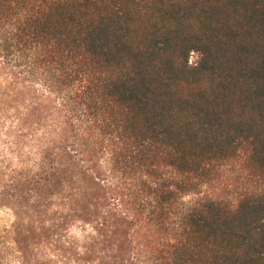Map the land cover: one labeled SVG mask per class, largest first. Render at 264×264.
<instances>
[{"label":"trees","instance_id":"obj_1","mask_svg":"<svg viewBox=\"0 0 264 264\" xmlns=\"http://www.w3.org/2000/svg\"><path fill=\"white\" fill-rule=\"evenodd\" d=\"M0 145V264H264V0H0Z\"/></svg>","mask_w":264,"mask_h":264},{"label":"rangeland","instance_id":"obj_2","mask_svg":"<svg viewBox=\"0 0 264 264\" xmlns=\"http://www.w3.org/2000/svg\"><path fill=\"white\" fill-rule=\"evenodd\" d=\"M198 59L197 54H193L191 58V62L195 63ZM4 146L0 145V188L5 184L7 181V176L11 174L12 168L9 165V158L5 154ZM212 191H218L217 189H210L209 192L213 193ZM219 192V191H218ZM0 203H5L2 199H0ZM14 222V217L12 211L8 209H4L0 207V226L11 225Z\"/></svg>","mask_w":264,"mask_h":264}]
</instances>
